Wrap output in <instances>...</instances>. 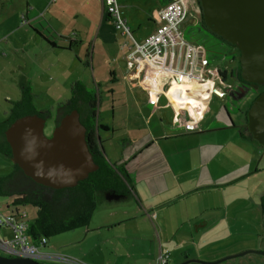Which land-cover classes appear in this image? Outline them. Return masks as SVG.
I'll use <instances>...</instances> for the list:
<instances>
[{
    "label": "crops",
    "instance_id": "crops-1",
    "mask_svg": "<svg viewBox=\"0 0 264 264\" xmlns=\"http://www.w3.org/2000/svg\"><path fill=\"white\" fill-rule=\"evenodd\" d=\"M100 1L102 21L94 43L100 52L111 50L115 55L110 69L112 75L110 82L117 85V88L109 87L107 93L113 100L117 99L122 105L129 107L130 111L135 112L136 115H132L131 112L126 114L131 122H141L144 106L146 104L152 106L149 124L153 127L151 138L154 139L156 153L151 161L144 163L145 161L140 162L142 152H139V168H142V172L129 171L126 163L121 164L123 156L116 150L118 145L112 137L116 131L114 125L108 121L99 123L107 127V129H97V132L102 131L104 134V137H101V139L104 138L101 143L106 147V157L113 158L116 162L112 163L114 166L120 164L119 166L125 168L128 175V189L126 194H105L110 218L100 225V232H96L99 231L97 228L92 229L95 230L96 242L87 251L96 250L100 258L91 263L157 264L160 254L168 252L170 254L168 264H204L192 260L214 262L244 248H257L256 245L249 247L244 244L254 241L258 243L264 236L262 210L264 193L258 199H247L243 196L238 200L227 192L230 186L233 185L234 188V183L252 172L251 169H246L243 163L239 165L242 173L237 176L238 165L236 166L234 162L228 163L230 154L238 149L237 145L231 146V133L227 135L228 138L223 143L213 144V133L219 129L213 128L211 123L208 127L204 124L200 126L192 124L194 127L191 129L186 126L189 114L202 119L211 106L204 86H211L214 99L221 100L228 97V89L212 85V83L218 73L223 80L233 78L236 76L237 67L231 66V63L228 65L227 62L226 66L221 68L217 60H210L207 68L216 73L211 75L208 69L204 68L203 80L198 81L194 77L198 73L195 68L198 55L193 48L183 44L181 47L176 45L173 48L174 56L170 50L164 57V62L157 63L151 60L141 67L139 73L134 72V69L129 71L126 65V56L129 53L127 39L114 28L106 16L102 0ZM185 1L187 17L181 28L182 37L186 42L196 45L199 43L184 38V27L188 24H201L204 29L206 28L200 22V7L197 1ZM51 2L55 1L51 0ZM119 2L122 14L138 41L143 40L155 30L156 12L168 3H158L154 7H148L135 3V0H119ZM26 5L28 6V3ZM3 6L0 0V9ZM33 20L37 21V18ZM30 21L32 20L28 19L27 23ZM206 31L210 32L208 29ZM37 37L39 35L33 31L26 41L30 44V41L36 40ZM73 41L75 44L70 48H68L69 42L68 44L66 41L59 43L55 40L56 47L46 48L44 44L36 51L22 49L21 54H18L16 50L21 63L15 69L21 72V80L17 82L13 79L15 83L12 82V84L19 89L18 101L29 89L33 104H38L37 99L42 95V91L38 95L35 93L36 90H43L44 85L51 84L48 82L53 78L52 75V77H46L45 72L53 73L57 79L56 84L62 85V81L65 82L66 63L71 59L69 53L73 46L80 45L83 40L76 38ZM202 56L208 58L206 48ZM7 57L8 55L2 54L0 58L5 61ZM232 57L231 62H234V56ZM61 58L67 61L61 62ZM159 64L166 68H162ZM20 68L26 69L21 71ZM29 69L36 73V77L33 80L30 78V81L25 77L28 73L31 75ZM119 72L124 80L123 84H120L122 82H120ZM176 75L182 76L181 83L176 82ZM78 80L81 82L83 79L72 81L71 86ZM119 84L124 91L121 96L115 98L119 94L117 91ZM147 88L152 95L148 96L144 92ZM216 89L225 90L227 94L221 98L215 92ZM249 95L251 94H246L242 101L245 109L249 104L247 103ZM86 97L85 95L82 98L84 102ZM79 103H82V100ZM176 108L184 110L185 122L180 126L177 124ZM199 135H204L200 137L205 138V144L196 141ZM240 140L241 147L253 149L251 146L242 145L247 140L249 143L250 139H247V135L242 133ZM122 150L124 151V148ZM222 154L223 157H221ZM136 167L138 165L134 169ZM221 186L223 188H220ZM89 231H91L90 228L87 233ZM238 246H240L239 249H237ZM103 252H105L104 256ZM112 253H116L114 259L110 257ZM230 256L233 257L217 264H249L243 260L240 263L236 262L235 256ZM188 260L191 261L184 263ZM256 264H262V262L257 261Z\"/></svg>",
    "mask_w": 264,
    "mask_h": 264
},
{
    "label": "rangeland",
    "instance_id": "rangeland-1",
    "mask_svg": "<svg viewBox=\"0 0 264 264\" xmlns=\"http://www.w3.org/2000/svg\"><path fill=\"white\" fill-rule=\"evenodd\" d=\"M169 1L170 0H135V3L137 2L142 6L154 7V5L158 3L166 4ZM2 2L4 6L0 9V57L2 54H6L8 57L5 61H2L0 58V122L5 121L9 117L20 95L19 89H16L12 84V82H14L13 79H16L17 82L21 80V72H17L16 70L18 69H15V67L18 68L17 66L21 63V58L18 54H21L22 49L36 51L41 45L44 46V44L46 48L52 47L41 36L37 37L34 41L31 40L30 44L27 43L26 39L28 35L34 31L31 25L41 29L50 40H57L59 43L66 41L68 44V42L76 38L81 39L83 41L80 45L73 46V49L71 48L72 51L69 53L71 59L69 61L61 58V62L67 61V71L65 74L67 78L65 82L62 81V85L56 84L57 79L51 71H48L47 73L45 72L44 75L46 77L53 76L48 82L51 84H45L43 90L38 89L35 92L39 95L42 91V95L37 99L38 104L34 105L35 108L40 111L43 109V111L50 112V115L45 118L44 133L48 137L52 135L57 125L56 110L58 105L67 103L71 100L74 101L76 98V100L82 99L87 95L86 98L95 102V116H93L95 123L99 124L108 121L115 127L116 131L113 133L114 135L112 137L118 145L116 150L120 151L123 156L121 164L126 163L129 171L136 172L137 170V172H142V168H139V152H142V161L140 162L145 161L144 163L151 161V158L154 157L156 153V149L153 145L154 139L151 138V130L153 127L149 124V121H151L150 110L153 108L146 104L144 106V111L141 113V122H131V120L129 121L128 119L129 116L126 114L131 112L132 115H136L135 112L130 111L129 107L122 105L117 99L113 100L107 93L109 87L114 86L117 88V85L110 82L112 78L110 69L113 65L112 59L115 57V55H113L114 52L112 53L111 50L100 52L98 46H95L94 43L95 36L100 31V23L102 21L101 1L57 0L51 2V0H2ZM26 3H28V6ZM34 18H37V21L33 20ZM28 19L32 20L30 21L31 24L27 23ZM39 22H41L42 25L39 24ZM183 36L189 41H195L203 45L206 48L208 58L211 61L213 59L217 60L221 68H224L228 62V65L231 63V66L235 65L237 69H239V51H236L237 57H235L234 53H232L229 48V44L216 41L215 37L210 32L206 31L201 24L186 25L183 29ZM94 46L96 47L95 52L93 51ZM232 56H234V62H231ZM53 59L56 58L53 57ZM25 69L26 68H20L21 71ZM29 71L31 75L28 73L25 76L28 81H30V78L33 80L36 77V73L33 72V70L29 69ZM119 77L120 82H122L120 84H123L124 80L120 72ZM81 78L83 79L81 82L78 80V82H74L71 86L72 81ZM120 84L117 90L119 94L115 98L121 96L124 91V88H122ZM212 85H219L224 89H228V97L221 100L214 99L211 93V86H204V91L210 98L211 106L202 119H199L196 115L189 114L186 126L190 129L194 127L192 124L196 126L204 124L205 127H208L211 123L213 128L219 129L213 133V144L223 143L227 140V135L231 133L233 138L230 140L231 146L237 145L238 149H236L235 153L230 154L228 163L231 162L232 164V162H234L236 166L238 165L237 176H240L242 173L239 165L243 163L246 169H251L252 172L234 183V188L233 185L230 186L227 192H230L231 196L237 197L238 200L243 196L247 199H258L260 195L264 193V150L252 136L250 137L249 129L245 125V113L257 94H255V90L248 85L240 83L237 76L223 80L218 73ZM144 92L147 93L148 96L150 94L152 95V92H150L148 88L145 89ZM248 93L251 95L248 97L247 103L249 104L245 109V105L242 106V101L244 96ZM143 95L145 96V94ZM242 108L243 111L241 112ZM242 133L247 135V139H250L249 143H247V140L243 142L244 144L242 145L251 146L253 148L252 150L241 147L242 142L240 139ZM97 134L100 137L99 145L103 146L102 148L100 147L103 155L111 165L112 163H116L111 156L109 158L106 157V147L101 143L104 139H101V137H104L103 132L100 131L97 132ZM200 136L204 135H199L196 141L205 144V138ZM123 148L124 151L122 150ZM221 157H223V154ZM119 165L117 164V169L121 167ZM136 165H138V167L134 169ZM13 171L14 163L11 157L6 156L0 151V177L7 176ZM220 188H223V186ZM105 194V192L95 193L97 206L88 227H80L61 234L48 236V243L42 248V251L60 254L76 261L78 264H92L91 262L98 260L100 254H98L96 250L94 251L92 249L89 252L87 250L96 242L95 230L92 229L97 228L99 231L96 232H100V225L110 218L108 213L110 209L107 207ZM16 198L17 195L15 194L0 193L1 213H10L11 209L19 207L27 212L32 225L38 216L39 207L33 203H17ZM88 228H90L91 231L87 233ZM0 234L8 235V233L1 228ZM29 237L32 242H38L30 235ZM122 240L126 241V239ZM244 245H248L249 247H254L256 245L257 248H244L243 250H238L233 254H229V256L246 250L264 252V236H262L261 241L258 243L254 241L245 243ZM239 248L240 246H238L237 249ZM85 253L87 255H85ZM104 253L105 252L102 253L103 256ZM115 254L116 253L110 254V257L114 259ZM224 257H227V255L219 259ZM234 260L239 263L243 260L245 263L249 264H256L257 261L264 264V256L254 253H247L243 256L235 257Z\"/></svg>",
    "mask_w": 264,
    "mask_h": 264
},
{
    "label": "water",
    "instance_id": "water-1",
    "mask_svg": "<svg viewBox=\"0 0 264 264\" xmlns=\"http://www.w3.org/2000/svg\"><path fill=\"white\" fill-rule=\"evenodd\" d=\"M197 3L206 27L239 51L242 79L256 87L264 86V0H197ZM45 123L44 117L29 114L9 126L6 137L11 159L39 184L56 189L76 186L98 169L86 141V126L80 113L73 109L63 115L49 137L44 133ZM247 127L264 150V90L247 110ZM247 253L264 255L261 251L246 250L234 256ZM230 257L233 256L214 262L192 261L217 264ZM0 264L45 263L0 254Z\"/></svg>",
    "mask_w": 264,
    "mask_h": 264
},
{
    "label": "trees",
    "instance_id": "trees-1",
    "mask_svg": "<svg viewBox=\"0 0 264 264\" xmlns=\"http://www.w3.org/2000/svg\"><path fill=\"white\" fill-rule=\"evenodd\" d=\"M106 16L109 18L108 14ZM28 24H31V22ZM31 27L36 34L51 46L56 47L55 41L50 40L41 29L34 25H31ZM222 40L231 45L226 40ZM73 44L74 41L71 40L68 48ZM240 71L241 68L239 67L237 77L243 80ZM76 99L57 106L56 123L58 124L61 117L73 109L79 111L80 119L86 126V141L95 162L98 164V169L91 172L87 178L79 181L76 186L61 189L35 182L17 164H14L12 173L0 177V193L15 194L17 195V203H33L39 207L38 216L29 228V235L36 240L42 236L48 237L88 226L97 206L96 192H105L106 194L127 193L128 175L125 168L120 167L117 169L116 166L111 165L100 149L102 146L99 145L97 129H107V127L96 124L94 121L95 102L88 98L85 102L83 99ZM80 100H82V103H79ZM176 109L178 111L177 124L180 126L185 122L184 110ZM29 114H38L46 118L50 115V112L37 110L32 102L31 92L27 89L22 99L15 103L9 117L0 122V151L6 156H12L11 147L6 137L7 129L17 118ZM245 115V125L247 126V111ZM262 207L264 214V204Z\"/></svg>",
    "mask_w": 264,
    "mask_h": 264
},
{
    "label": "built area",
    "instance_id": "built-area-1",
    "mask_svg": "<svg viewBox=\"0 0 264 264\" xmlns=\"http://www.w3.org/2000/svg\"><path fill=\"white\" fill-rule=\"evenodd\" d=\"M102 3L114 28L127 39L126 44L129 47V53L126 56V65L129 71L134 69V72L139 73L141 67L151 60L157 61V63L164 62V57L170 50L172 56H174L173 48L176 45L181 47V45L186 44L188 48H193L196 55H198L197 62L195 61V68L198 73L194 77L198 81L203 80L202 70L208 67L210 59L203 58L202 55L205 51L203 45L190 44L182 37L181 28L187 17L185 0H172L159 8L156 12L157 26L155 30L141 41L134 37L127 19L122 14L119 0H102ZM229 48L231 50V47ZM160 66L166 68L163 65ZM207 69L211 75L216 73L210 68ZM182 81V76L176 75V82L181 83ZM215 92L221 98L227 94L225 90L216 89ZM30 225V219L24 209L15 207V209H11L10 213L5 214L1 213L0 210V228L8 233V235L0 234V254L9 257L34 259L45 264H78L76 261L60 254L42 251V248L48 243L47 237L42 236L37 240V243L32 242L28 234ZM169 258L170 254L168 252H162L157 264H168Z\"/></svg>",
    "mask_w": 264,
    "mask_h": 264
},
{
    "label": "flooded vegetation",
    "instance_id": "flooded-vegetation-1",
    "mask_svg": "<svg viewBox=\"0 0 264 264\" xmlns=\"http://www.w3.org/2000/svg\"><path fill=\"white\" fill-rule=\"evenodd\" d=\"M196 1H197V0H196ZM200 22L205 26L206 29H208V28L206 27L205 23H204L201 9H200ZM208 30H209V29H208ZM210 32H211V31H210ZM211 34L215 37L216 41H220V43H224V41L221 39V37H219L218 35H216V34H214V33H212V32H211ZM225 43H226V42H225ZM230 47H231V51H232V53H234V56L237 57V52H236L237 49H236L234 46H231V45H230ZM237 71H238V69H236V72H235V75H236V76H237ZM237 78H238V77H237ZM238 80H239L240 83H244V84L248 85L249 87L251 86V88L255 90V94H257V95H258L259 93H261V92L264 90V86H263V85H258V86L256 87V86L252 85L251 83H248V82H246V81H244V80H240L239 78H238Z\"/></svg>",
    "mask_w": 264,
    "mask_h": 264
}]
</instances>
